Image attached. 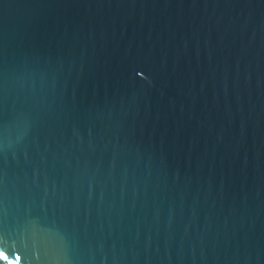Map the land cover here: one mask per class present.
Here are the masks:
<instances>
[{
    "label": "water",
    "instance_id": "95a60500",
    "mask_svg": "<svg viewBox=\"0 0 264 264\" xmlns=\"http://www.w3.org/2000/svg\"><path fill=\"white\" fill-rule=\"evenodd\" d=\"M0 264H264V0H0Z\"/></svg>",
    "mask_w": 264,
    "mask_h": 264
}]
</instances>
